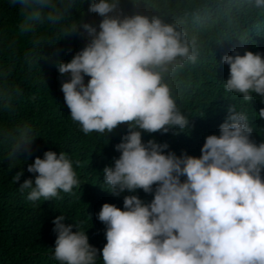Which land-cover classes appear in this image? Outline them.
<instances>
[{
  "label": "clouds",
  "instance_id": "1",
  "mask_svg": "<svg viewBox=\"0 0 264 264\" xmlns=\"http://www.w3.org/2000/svg\"><path fill=\"white\" fill-rule=\"evenodd\" d=\"M196 1L193 11L180 8L174 18L163 11L164 18L137 10L148 0H88V11L101 17L89 24L69 12L83 0H7L18 5L19 31L29 34L24 49L40 52L47 31L60 39L79 27L86 35L81 49L56 64L67 75L60 91L80 130L106 137L127 122L113 146L119 156L96 172L95 161L77 175L64 150H44L27 164L35 175L18 185L27 200L74 199L70 219L59 213L52 220L57 264H264V0ZM186 61L183 95H172L166 76ZM217 89L226 115L198 156L142 140L141 130H185L190 117L199 119L188 107L206 113L220 101ZM35 137L30 126L16 128L9 158L30 150ZM111 192L128 193L122 207L108 202ZM99 222L104 233L95 236Z\"/></svg>",
  "mask_w": 264,
  "mask_h": 264
},
{
  "label": "trees",
  "instance_id": "2",
  "mask_svg": "<svg viewBox=\"0 0 264 264\" xmlns=\"http://www.w3.org/2000/svg\"><path fill=\"white\" fill-rule=\"evenodd\" d=\"M169 1L148 0L149 6L142 3L137 6V10L146 13L156 11L168 18L163 12L165 11L174 18L180 15V8L181 13L188 8L191 11L197 8L196 0ZM123 7L125 11L131 10V5L127 2ZM69 12L72 17L89 24H98L101 19L97 14L88 11V0H83L79 8H70ZM17 15L18 5H10L7 0H0V92L3 93L0 95V264H57L50 255L55 240L52 220L59 213L65 214V219H70L72 207L75 206L74 199L55 197L36 202L27 200L26 191L21 192L18 188L25 178L35 175L27 171V164L32 163L34 157L42 156L44 150H64L74 162L77 175L95 161L98 162L93 170L96 172L104 163L113 162V158L119 156L113 146L127 131V122L106 133L107 138L95 132L84 134L68 115L69 110L60 91V82L67 75L61 76L56 64L69 60L81 49L86 43V35L79 27L60 39H57L54 31H47L48 43L41 47L40 52L33 45L24 49L21 41L29 34L19 31ZM208 36L207 29L200 39V46L208 42ZM191 64L192 62L186 61L167 74L166 83L171 85L172 95L175 90L178 91V85H181L183 75L190 71L188 69ZM87 79L85 76V82ZM217 90L220 101L217 104L212 103L206 113L197 114L188 107V111L199 119L190 117L185 130L170 129L163 134L159 131L148 133L141 130L142 140L159 139L158 142L168 145L165 151L172 150L177 155L184 152L198 156L204 137L217 133L218 129H214L216 124L218 126L221 118L226 115L228 101L225 93ZM181 95L177 104L188 116ZM212 121L215 125L209 129L207 125ZM24 125L30 126L36 137L31 142L30 150L21 148L16 153L18 157L9 158L11 141L7 139L16 128ZM251 138L257 143L260 142V136L256 133H252ZM18 171L22 174L14 182L12 178ZM95 193L98 195L100 190ZM126 194L128 193L114 195L111 192L106 199H109V203L122 207L123 196ZM79 200L84 203L83 197ZM93 211L94 209L89 213ZM74 221L79 224L76 216L71 220L75 224ZM97 227L93 230L95 236L99 230L104 233L105 229L101 222Z\"/></svg>",
  "mask_w": 264,
  "mask_h": 264
}]
</instances>
